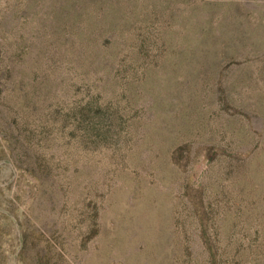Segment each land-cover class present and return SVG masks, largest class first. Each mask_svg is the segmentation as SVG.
I'll return each instance as SVG.
<instances>
[{
  "label": "rangeland",
  "instance_id": "1",
  "mask_svg": "<svg viewBox=\"0 0 264 264\" xmlns=\"http://www.w3.org/2000/svg\"><path fill=\"white\" fill-rule=\"evenodd\" d=\"M0 264H264V0H0Z\"/></svg>",
  "mask_w": 264,
  "mask_h": 264
}]
</instances>
